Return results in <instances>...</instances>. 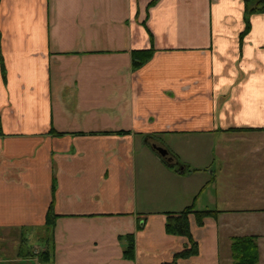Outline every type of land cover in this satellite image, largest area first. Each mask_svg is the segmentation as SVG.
<instances>
[{
	"label": "crops",
	"instance_id": "0c3cea01",
	"mask_svg": "<svg viewBox=\"0 0 264 264\" xmlns=\"http://www.w3.org/2000/svg\"><path fill=\"white\" fill-rule=\"evenodd\" d=\"M245 28L244 0H0V264L170 262L192 203L219 213L176 264L245 235L264 264V12Z\"/></svg>",
	"mask_w": 264,
	"mask_h": 264
},
{
	"label": "trees",
	"instance_id": "16d2710c",
	"mask_svg": "<svg viewBox=\"0 0 264 264\" xmlns=\"http://www.w3.org/2000/svg\"><path fill=\"white\" fill-rule=\"evenodd\" d=\"M245 3V21L246 28L242 33L250 29V16L255 13L264 12V0H244ZM154 54V49L135 50L132 53L133 67L138 68L145 64ZM218 210H197L194 203L177 213H168L166 221V231L169 234L182 235L187 237L189 243L186 248L174 254L173 260L162 264H176L178 259L189 258L199 252L198 242L191 233L189 216L193 214L198 225H202L207 217H215ZM58 215L54 214L51 209L46 216V228L51 233ZM127 247L124 250V256L132 259L135 253V242L133 235H127ZM256 235L234 236L231 242L232 264H259V244ZM42 260H50L52 254L49 250L43 251Z\"/></svg>",
	"mask_w": 264,
	"mask_h": 264
},
{
	"label": "rangeland",
	"instance_id": "374dc122",
	"mask_svg": "<svg viewBox=\"0 0 264 264\" xmlns=\"http://www.w3.org/2000/svg\"><path fill=\"white\" fill-rule=\"evenodd\" d=\"M178 137H174V140L175 141H178V139H177ZM195 139H200L199 137H195V138H193V141L195 140ZM198 144H201V145H204V141L203 140H199V141H196ZM191 144H193V143H191ZM199 146V145H198ZM181 149H183V148H181ZM190 150H187V152L186 153H188ZM198 151H200V150H198ZM151 187V185H149V188ZM46 232L44 231V228H38V229H36V230H34V232H33V236H34V238H37V237H39V238H45V236H46Z\"/></svg>",
	"mask_w": 264,
	"mask_h": 264
},
{
	"label": "water",
	"instance_id": "95a60500",
	"mask_svg": "<svg viewBox=\"0 0 264 264\" xmlns=\"http://www.w3.org/2000/svg\"><path fill=\"white\" fill-rule=\"evenodd\" d=\"M152 147H153L154 150H155L157 153H159L162 157H164V158H167V157H168V151H167V149H165V147H164L161 143L155 141V142L152 144Z\"/></svg>",
	"mask_w": 264,
	"mask_h": 264
}]
</instances>
